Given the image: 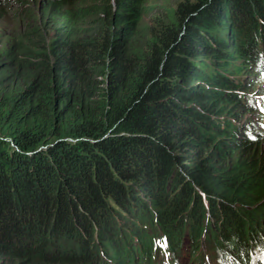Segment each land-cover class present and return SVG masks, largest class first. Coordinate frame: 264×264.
Instances as JSON below:
<instances>
[{
	"label": "trees",
	"instance_id": "obj_1",
	"mask_svg": "<svg viewBox=\"0 0 264 264\" xmlns=\"http://www.w3.org/2000/svg\"><path fill=\"white\" fill-rule=\"evenodd\" d=\"M6 1L0 264H264V0Z\"/></svg>",
	"mask_w": 264,
	"mask_h": 264
},
{
	"label": "rangeland",
	"instance_id": "obj_2",
	"mask_svg": "<svg viewBox=\"0 0 264 264\" xmlns=\"http://www.w3.org/2000/svg\"><path fill=\"white\" fill-rule=\"evenodd\" d=\"M177 1L178 0H147L146 4L150 5V9L144 15L142 23L144 27L143 29L152 25L153 21L151 20V17L153 14L164 16L166 11L170 7L174 6ZM3 7H5V9H3ZM28 11V6H26L25 9L23 7L19 8L17 5H14L9 1L2 3L0 0V50L10 45V42L14 41V38L17 40V38L20 37L18 35L25 29V24H29L31 22L32 19L27 18ZM257 87L256 82L251 86L252 90ZM259 88L260 89L257 93L264 92V85ZM261 129L263 130V127H261ZM179 250V263L184 262L185 264H191L185 255L184 246H182Z\"/></svg>",
	"mask_w": 264,
	"mask_h": 264
}]
</instances>
